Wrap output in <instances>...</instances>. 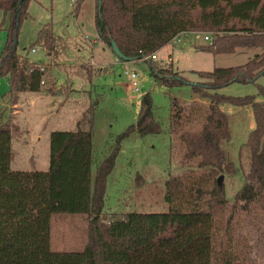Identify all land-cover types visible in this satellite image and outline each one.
I'll use <instances>...</instances> for the list:
<instances>
[{
	"label": "trees",
	"instance_id": "trees-1",
	"mask_svg": "<svg viewBox=\"0 0 264 264\" xmlns=\"http://www.w3.org/2000/svg\"><path fill=\"white\" fill-rule=\"evenodd\" d=\"M82 1H75L76 12ZM28 2L0 0V28L7 20L0 75H7L12 101L19 92L40 91L45 74L42 65L17 53V36ZM94 24L102 43L112 50L114 41L131 60L152 55L183 32H215L218 35L202 49L232 53L238 47H264V0H95ZM37 40H43L46 48L52 47L50 25L39 30ZM147 60L159 83L189 84L193 93L208 99L205 111L187 109L177 99L171 100L169 128L179 131L180 163L185 174L165 181L167 209L129 211L100 220L105 180L114 155L98 164L92 180L91 122L87 128L78 121L74 130L50 132L46 170H18L11 168L13 125L4 121L0 123V264L231 263L229 255L217 252L214 234V218L228 205L219 173L234 170L222 147L229 140V131L228 118L219 106L252 107L255 127L245 143L248 169L235 203L245 211L253 206L264 211V104L250 95L227 96L215 90L235 81L253 82L264 74V51L241 65L193 71L201 80L198 83H189L171 68H158L150 57ZM260 91L264 93V87ZM197 114H201L198 128H187ZM132 131H160L149 94L142 97L136 123L120 137ZM54 213L90 216L81 250L50 248Z\"/></svg>",
	"mask_w": 264,
	"mask_h": 264
},
{
	"label": "rangeland",
	"instance_id": "rangeland-1",
	"mask_svg": "<svg viewBox=\"0 0 264 264\" xmlns=\"http://www.w3.org/2000/svg\"><path fill=\"white\" fill-rule=\"evenodd\" d=\"M94 15L95 0H83L77 12L75 3L71 5L70 0H29L27 15L17 36V53L45 68L42 92L58 93L62 101L55 105L53 96L30 91L21 95L18 109L10 104L7 75H0V123L4 122L1 120L3 115L11 125L15 124L16 109L21 121L39 123L41 127L42 123L44 131L48 127L75 129L66 123L73 117H78L85 128L91 122L92 180L98 164L114 155L113 166L105 180L100 220H109L129 211H164L167 209L165 181L172 175L183 177L185 174L180 163L179 131L173 132L169 128L171 100L175 98L187 109L195 111L200 108L202 111L208 99L193 93L189 84L166 86L159 83L154 79L147 59L123 61L116 57L98 39ZM46 24L50 25L53 34L50 49L45 47L43 40H37L39 30ZM6 27L7 20L0 28V53ZM204 35L213 40L218 34H182L179 40L172 39L154 53V64L158 68H171L189 83H198L201 80L193 71L241 65L264 51L263 46H246L238 47L232 53H213L202 49L211 43L203 38ZM32 47L37 50L32 52ZM129 70L138 73V91H134L127 77L126 71ZM263 87L264 74L253 82L235 81L215 92L227 96L250 95L254 101L264 104V93L260 91ZM145 94H149L152 100L153 116L160 131L144 134L132 131L120 137L136 123ZM9 105L11 108L7 107ZM219 107L228 118L229 131V140L224 141L222 147L234 170L219 173L228 205L214 218L216 250L225 253L224 256L229 255L230 264H264V211L257 206L245 211L235 203V194L248 169L249 150L245 143L255 127L253 110L251 105L233 106L229 103ZM200 115L194 116L187 128H198ZM43 142L38 146V153L48 162ZM89 222L90 216L86 214H52L50 248L54 251L81 250L87 240Z\"/></svg>",
	"mask_w": 264,
	"mask_h": 264
},
{
	"label": "crops",
	"instance_id": "crops-1",
	"mask_svg": "<svg viewBox=\"0 0 264 264\" xmlns=\"http://www.w3.org/2000/svg\"><path fill=\"white\" fill-rule=\"evenodd\" d=\"M25 92H30V91L19 92L16 101L11 100L10 104H14V106H17L19 109L18 104H20L19 102L21 100V95ZM36 92L43 93L42 87L40 91H36ZM43 94L53 96L55 98L53 104L57 105L59 102H60L59 104H61L62 96L60 94L58 93L53 94L51 92L43 93ZM7 107L11 108L10 105ZM18 109L15 110V113L17 112L16 119H15V124H13L12 133H11L12 134L11 147L13 151L11 168L18 170H46L45 168L49 165V158H48V162H46L44 159L40 157L38 153L39 152L38 146L40 142L44 140L43 149L46 150L47 153H49V134L51 131L54 130L53 129L54 127H48L44 131L45 127L42 123H41L42 125L41 127L39 123L34 124L32 122H26L24 120L21 121L17 116ZM8 114L9 112L7 113V117L9 116ZM2 118L3 119L1 120L3 121L7 120V118L3 115ZM78 121H79L78 117H73L71 119H68L66 123L69 124V126L76 129Z\"/></svg>",
	"mask_w": 264,
	"mask_h": 264
},
{
	"label": "built area",
	"instance_id": "built-area-1",
	"mask_svg": "<svg viewBox=\"0 0 264 264\" xmlns=\"http://www.w3.org/2000/svg\"><path fill=\"white\" fill-rule=\"evenodd\" d=\"M75 1L76 0H70V4L71 5H73L74 3H75ZM187 33H191V32H183V33H180V34H178V35H176L174 38H173V40H179V38H180V36L182 35V34H187ZM203 38L205 39V40H208V41H212V37L211 36H209V35H204L203 36ZM39 46H42V43L39 45ZM37 50V47L35 48V47H32L31 48V51L32 52H35ZM154 53L152 54V55H145L143 58L144 59H148L149 57L150 58H154ZM126 74H127V77H128V79H129V81H130V83H131V86L133 87V89H134V91H138V73L137 72H135V71H133V70H129V71H126Z\"/></svg>",
	"mask_w": 264,
	"mask_h": 264
},
{
	"label": "water",
	"instance_id": "water-1",
	"mask_svg": "<svg viewBox=\"0 0 264 264\" xmlns=\"http://www.w3.org/2000/svg\"><path fill=\"white\" fill-rule=\"evenodd\" d=\"M100 2V0H99ZM111 46H112V50L114 52V54L116 55V57H118L121 60L124 61H131L130 58L124 56V54L119 50V48L117 47L116 43L114 41H111ZM222 176L219 177V179H221Z\"/></svg>",
	"mask_w": 264,
	"mask_h": 264
}]
</instances>
